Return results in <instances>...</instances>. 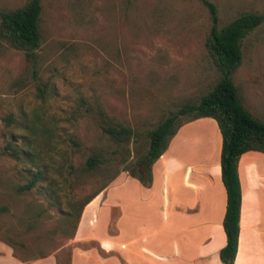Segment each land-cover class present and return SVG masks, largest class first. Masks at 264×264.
Masks as SVG:
<instances>
[{"label":"rangeland","instance_id":"1","mask_svg":"<svg viewBox=\"0 0 264 264\" xmlns=\"http://www.w3.org/2000/svg\"><path fill=\"white\" fill-rule=\"evenodd\" d=\"M208 1L216 8L219 27L242 12L264 15V0ZM24 2L0 0V12ZM209 25V13L198 0H44L42 39L33 63L0 40V207H5L0 212V238L24 243L26 249L15 247L18 256L34 261L44 254L55 264H68L72 244L65 238L69 229L62 227L64 222L71 225L73 215L64 221L58 209L69 213L67 199L78 201L104 181L86 178L85 184L77 183L73 171L92 149L108 159L118 148L95 130L86 109L98 104L115 123L133 132L130 152L123 154L129 160L132 143L143 141L165 112L198 97L214 83L216 72L203 48ZM241 55L232 82L245 108L264 122V21L247 36ZM35 116L53 127V135L50 151L39 148V159L32 161L38 148L27 147L32 137L23 128ZM191 139L199 155L212 148L210 138L205 142L194 134ZM182 142L181 136L177 141L181 151ZM8 145L18 159L5 152ZM177 162L181 168H210L184 164L183 157ZM37 164L45 165L38 168L43 171L41 180L29 192H18ZM116 188L109 191L112 202H117ZM28 208L41 217L33 216L35 223L25 228L31 218L24 214ZM116 213L111 212L112 223L106 230L99 225L95 229L106 242L118 241ZM90 246H76L72 264H94L92 255L77 253ZM127 260L149 264L128 254ZM109 264L117 263L111 259Z\"/></svg>","mask_w":264,"mask_h":264},{"label":"crops","instance_id":"2","mask_svg":"<svg viewBox=\"0 0 264 264\" xmlns=\"http://www.w3.org/2000/svg\"><path fill=\"white\" fill-rule=\"evenodd\" d=\"M194 134L202 141L207 138L212 141L211 149L200 151L202 156L191 144ZM181 136L183 151L177 143ZM219 151L220 135L211 119L201 118L182 125L152 164L148 187L120 173L84 206L70 240L69 263L72 264L76 246L92 243L77 253L92 255L94 264H109L111 259L117 264H129L127 254L149 264H221L218 252L225 244L222 230L225 192L220 180ZM182 157L184 164H205L210 168L201 171L191 166L181 168L177 161ZM237 175L240 207L233 264H264V153L249 151L240 155ZM112 188L118 191L117 202L109 200ZM114 210H117L113 221L117 243L108 239L106 242V238L101 239L95 233L98 225L108 228ZM41 262L55 264L51 256L20 262L0 242V264Z\"/></svg>","mask_w":264,"mask_h":264},{"label":"trees","instance_id":"3","mask_svg":"<svg viewBox=\"0 0 264 264\" xmlns=\"http://www.w3.org/2000/svg\"><path fill=\"white\" fill-rule=\"evenodd\" d=\"M43 1L25 0L21 6L0 12V40L9 48L21 52L28 63L34 62L35 52L42 39L40 21ZM198 1L209 13L210 25L205 31L203 48L216 72L214 83L198 97L181 101L173 106L174 111L165 112L154 128L146 132L143 141L132 143L129 160H125L123 154L130 152L128 141L134 136L133 132L115 123L98 104L93 110L86 109L85 113L95 130L115 142L118 148L111 152L108 159L103 158L100 151L92 149L85 161L73 171V177L77 183L85 184L86 178H92L95 182L98 178L104 181L78 201H72V198L67 199L69 213L58 209L60 219L64 221L73 215L71 225L67 226V222H64L62 227L65 231L69 229L66 239L73 238L84 206L101 193L120 173H126L139 185L148 187L151 183L152 164L165 151L177 130L184 124L209 118L215 123L220 135L219 170L225 192V209L222 219L225 244L218 252V259L221 264H233L237 249L240 207L237 162L240 155L245 152L264 153V122L252 116L245 108L239 90L232 82V77L240 67L243 42L264 21V15L256 12H242L219 27L215 6L208 0ZM23 130L32 137L27 147L38 148L32 161L37 157L39 159V148L46 147V153L50 151L48 142L52 138L53 127L40 122L35 116ZM72 143L78 147L75 142ZM5 152L12 158L18 159L17 151L9 145L5 147ZM38 168L44 169L45 165L37 164L36 171L25 184L18 187V192H29L37 185L43 176V171ZM4 210L5 207H0V212ZM24 214L31 216L25 228L35 223L33 216L35 219L41 217L36 211L32 212L31 208H28ZM0 242L12 250V256L18 261H29V257H20L16 254V245L26 249L21 241L0 238ZM46 257L48 255L42 254L34 260Z\"/></svg>","mask_w":264,"mask_h":264}]
</instances>
